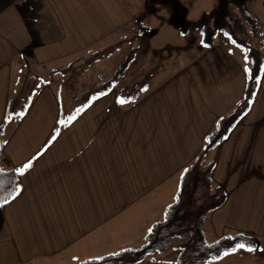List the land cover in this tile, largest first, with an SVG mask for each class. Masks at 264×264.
I'll return each instance as SVG.
<instances>
[{"label":"crops","instance_id":"crops-1","mask_svg":"<svg viewBox=\"0 0 264 264\" xmlns=\"http://www.w3.org/2000/svg\"><path fill=\"white\" fill-rule=\"evenodd\" d=\"M216 1L0 0V167L17 173L32 163L17 174L19 195L0 207V264H78L144 243L206 135L243 96L245 60L231 43L194 44L189 62L170 69L153 58L184 44ZM107 48L135 54L130 68L75 119L45 79L32 93L40 72ZM135 79L149 88L130 89ZM25 90L32 96L24 112L6 118ZM209 152L226 200L206 217L205 239L248 234L257 250L207 264H264V71L248 111ZM179 242L136 264H175Z\"/></svg>","mask_w":264,"mask_h":264},{"label":"trees","instance_id":"trees-1","mask_svg":"<svg viewBox=\"0 0 264 264\" xmlns=\"http://www.w3.org/2000/svg\"><path fill=\"white\" fill-rule=\"evenodd\" d=\"M240 1L217 0L214 7L203 13L192 23V27L202 32L205 46L212 43L216 34L222 31L225 33L228 29L230 21L227 6L229 3L238 5L240 15L250 25L248 29L255 34V29L259 28L258 23ZM232 17L236 18L235 16ZM236 45L243 47L241 43ZM261 47L262 45L257 49H248L251 70L246 79L245 90L239 107L226 117L218 119L215 128L206 135L202 151L181 175L180 185L174 201L167 206L163 219L151 226L145 236L144 243L135 249H123L116 254L98 259H87L78 264H136L148 254L166 249L174 238L180 241L178 243L179 255L176 264H207L210 260L219 258L225 252L231 251L237 244L243 243L246 247L256 245L253 236L243 233L226 235L212 242H207L202 229L206 216L225 202L226 194L221 188L216 187V191L207 194L206 203H200L197 196L202 187L207 189L213 183L211 173L215 163L208 158L209 151L226 138L235 123L249 109L257 88L258 79L264 68V57L260 54ZM133 56V54H130L125 57L119 64L114 76L101 83L98 90L93 92L92 96L94 98L106 93L114 83L123 77L132 62ZM90 95L84 96L81 103L69 115L76 113L79 108L88 104L90 97H92ZM31 96V93L25 90L11 98L6 118L9 119L23 113ZM2 131L3 126H0V134ZM16 188H19L16 171L0 167V196L6 197L8 193Z\"/></svg>","mask_w":264,"mask_h":264},{"label":"rangeland","instance_id":"rangeland-1","mask_svg":"<svg viewBox=\"0 0 264 264\" xmlns=\"http://www.w3.org/2000/svg\"><path fill=\"white\" fill-rule=\"evenodd\" d=\"M240 2L252 14L254 19L258 23L259 28L257 27L255 29V34H253L248 29L250 25L245 21V19H243L242 15H240L239 10H238V5L236 3H229L227 6V9H228V14H229L228 19L230 21V24H229L228 29H226L225 33L222 31V32L216 34L212 40V43L209 46H205L203 43L202 32L199 29L192 27L191 29H189L190 31L188 32V34H186L187 36L183 38L184 44H182V43L176 44V45H174V48L172 50L170 48H168L167 50L154 51L153 58L157 60V64L163 68L168 67V69H170V66L176 67L175 63L178 61L179 65L183 66L185 63H188L189 59L192 57V48H193L194 44L202 43V45L207 48V47L212 46L215 42L219 43L221 45L231 43L232 46L236 47V49H234L232 47L234 49V53L239 54L240 56L242 55L244 57V60H245L244 62L246 65L245 71L247 70L246 71V79H247L248 73L251 70V62L249 59L248 49H250V48L257 49L260 45L263 46V41H264V0H241ZM216 3H217V1H216ZM213 4L215 5V2H213ZM232 16H235L236 18H234ZM194 18H196V17H194ZM175 20L178 22H181L180 18H176ZM188 26H189V24H188ZM181 30L186 31V28L181 27ZM127 39H132V38H130V36H127ZM123 41H125V40L122 39V42ZM141 43L142 44L140 45V48H143L144 44H145L144 40ZM237 43H241L243 45V47L236 45ZM231 44H229L227 46L231 47ZM204 47H202V48H204ZM139 51L141 52L142 50L139 49ZM94 53H95V55H94ZM111 54H114L116 58H113L111 61L106 62L107 58L110 57ZM116 54H118V56ZM123 54H124V51L114 52V50H113V52H112L109 50V48H107L105 50L103 49L100 51L96 50L93 53L91 52L89 56L86 55V57H82L83 59L82 58L77 59L74 63H72L66 67L55 68L56 70L52 69L51 71L44 70L43 72H40L39 76L32 79V87H31L32 93L44 84V79H45L46 82L49 85H51V87L54 89V92L56 93V95L58 97L60 105L63 108L73 107V109H74L76 106H78L81 103L84 96H86L87 94L88 95L91 94L90 96H92L93 92H96L98 90L101 83L105 82L107 79L114 76L119 64L125 59V57L128 56L127 55L124 57ZM260 54L262 57H264V49H263V51L261 49ZM144 61H145V59L141 63H144ZM174 61H175V63H174ZM155 64L156 63H154L153 65H155ZM129 68H130V65H129L128 69ZM139 68H141V67H139ZM128 69L125 71L122 78H124ZM33 73L37 74L36 71L28 72L29 75L31 74L30 76H32ZM29 75L28 76L26 75V78L29 77ZM145 81H147V79H145V80L135 79L131 83L132 86L130 89H136L137 87L142 86L143 89L146 90L147 88H149L147 86V83H149V82H145ZM129 82H131V81H129ZM116 83H114L106 93H108L110 90L114 89L116 87ZM257 86H258V82H257ZM119 88H120V90L124 89V87L121 88V86L118 87V89ZM256 90H257V88H256ZM138 91H139V88H138ZM106 93H104V94H106ZM243 94H244V92H243ZM97 97H99V96H97ZM97 97H95V98H97ZM253 97H254V95H253ZM90 98L91 99L89 102H91L93 99H95L94 96H92ZM241 100H242V98L238 101L237 105H235L223 117H226L234 109L238 108ZM252 100H253V98H252ZM252 100H251V102H252ZM251 102H250V104H251ZM69 114H71V113H69ZM69 114L67 115V117H72L76 113H74L72 115H69ZM214 128H215V126H214ZM208 158L210 160H213L215 163V156L210 154V152H209ZM213 191H216V186L214 185V183H212L211 186L207 189L205 187H202L198 191L197 199L199 200L200 203H206L207 194L209 195ZM208 214H207V216H208ZM176 242H177V239H173L172 243L170 245V248L176 247ZM172 249L173 248H171L170 251H172ZM177 262H178V260L176 261V263Z\"/></svg>","mask_w":264,"mask_h":264},{"label":"snow or ice","instance_id":"snow-or-ice-1","mask_svg":"<svg viewBox=\"0 0 264 264\" xmlns=\"http://www.w3.org/2000/svg\"><path fill=\"white\" fill-rule=\"evenodd\" d=\"M247 71V70H246ZM262 71H264V69H262ZM120 103H124V101H118ZM71 119H75V117H72ZM53 139H55V137H53ZM32 166L31 161L28 164H25L23 166V168L19 169L17 174L18 175H23L28 169H30ZM20 193V189L16 188L14 191L8 193V196H0V207H4L6 204L10 203L11 200H14ZM243 249L245 251L248 252H254L257 249L253 248V247H246L243 243L241 244H237L235 248L232 249V253H235L237 250ZM231 253L229 252H225V256L229 255Z\"/></svg>","mask_w":264,"mask_h":264}]
</instances>
